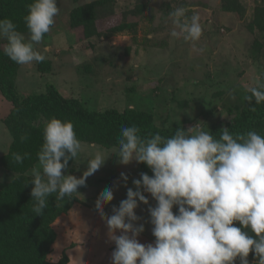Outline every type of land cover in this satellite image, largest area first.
Here are the masks:
<instances>
[{
	"label": "rangeland",
	"instance_id": "1",
	"mask_svg": "<svg viewBox=\"0 0 264 264\" xmlns=\"http://www.w3.org/2000/svg\"><path fill=\"white\" fill-rule=\"evenodd\" d=\"M90 1L57 0L59 13L49 35L34 45L36 50L52 58L51 69L40 73L35 62L19 66L20 93L42 91L47 82H53L62 93L80 97L96 109L123 110L129 104L135 105L133 99L142 100V106L149 108L159 125L188 119L186 128L198 124L209 132L211 124L227 120L229 108L242 102L247 88L256 86L257 79L261 80L263 65L249 56L255 34L246 29L259 0H242L246 6L245 19L224 12L221 0H114V15L99 20L100 29L125 22V12L142 2L145 6L142 13L129 17L130 22L136 23V29L119 32L111 39H85L81 29L69 26L66 18L69 16L65 13L77 4ZM179 7L186 10L189 18L193 14L200 16L204 32L199 41L171 37L174 26L169 13ZM86 62L91 65L93 81L85 75L87 72L78 71ZM225 63L230 64L228 70ZM132 82H136V88L130 92L128 85ZM149 92L156 101L149 102L148 107ZM184 99L189 102L180 107L178 102ZM9 108V102L0 96V152H4L10 142L1 119L8 115ZM117 150L82 143V151L64 170L65 174L81 176L96 151L103 152L108 160L87 178L86 186L78 189L80 193H74L80 202L58 223L51 258L67 248L69 264H111L116 245L108 236L106 221L97 212L95 202L105 188L112 187L114 199L105 205V212L111 216L113 206L118 207L127 198V189L136 190L133 180L141 178L142 174L139 162L120 164L115 155ZM121 173L128 176L126 186ZM0 175L1 179L7 178L4 170L0 169ZM144 194L149 203L139 202L135 211L141 219L135 223L144 225L145 230L138 240L147 245L155 242L149 208L157 202L150 193ZM173 212L178 214V206H174ZM248 259L250 264H255L254 252L249 253ZM236 264H240L239 259Z\"/></svg>",
	"mask_w": 264,
	"mask_h": 264
},
{
	"label": "clouds",
	"instance_id": "2",
	"mask_svg": "<svg viewBox=\"0 0 264 264\" xmlns=\"http://www.w3.org/2000/svg\"><path fill=\"white\" fill-rule=\"evenodd\" d=\"M58 13L57 0H33L24 17L27 39L11 19H0L3 54L18 65L43 62L45 55L34 45L49 33ZM169 15L174 26L171 37L200 40L204 26L198 14L189 18L179 7ZM247 92L244 99L249 104L264 103V81L257 79ZM128 110L134 111L135 105L129 104ZM139 131L134 125L122 127L115 155L123 165L146 163L153 175L141 172V178L133 180L136 190L127 189V198L113 206L111 216L105 205L114 199L112 187L105 188L95 202L116 245L111 264H236L237 259L250 264V252L255 254V264H264V135L255 130L234 135L224 127L217 138L198 124L180 127L171 137L156 133L143 138ZM43 141L37 153L39 167L33 169L31 180L35 215H43L50 195L62 200L79 192L108 161L96 151L81 176L65 174L69 161L82 151L71 121L57 117L45 121ZM27 155L16 153L13 159L22 164ZM121 178L126 186L127 174L121 173ZM145 192L157 202L149 208L155 242L147 245L138 240L144 225L135 223L141 219L135 211L139 202L149 203ZM236 221L242 227L235 226Z\"/></svg>",
	"mask_w": 264,
	"mask_h": 264
},
{
	"label": "trees",
	"instance_id": "3",
	"mask_svg": "<svg viewBox=\"0 0 264 264\" xmlns=\"http://www.w3.org/2000/svg\"><path fill=\"white\" fill-rule=\"evenodd\" d=\"M33 0H0V19H11L17 30L27 39L28 29L24 17L28 13V5ZM183 3L182 5H184ZM144 3L137 2L129 8L121 22L114 27L101 30L98 21L114 15V0H92L72 7L68 15V24L75 29H81L85 39L93 37L113 38L119 32L136 29V23L130 22L142 13ZM221 9L226 13H234L239 19H245L246 6L242 0H221ZM225 26V25H224ZM52 28V27H51ZM247 31H253L249 47V56L254 62L262 63L264 68V0H259L252 15L247 22ZM46 36L49 33L45 34ZM4 41H0V96L10 104L8 115L2 119L4 127L9 133L10 142L4 152H0V169L7 174L6 179L0 175V264H69L70 258L65 248L60 255L51 258L50 254L57 239V225L61 223L63 215L69 213L80 201L75 194L72 197L56 199V194L47 198V207L43 215H35L32 211L34 201L31 196L32 172L39 167L37 153L43 144V126L45 121L52 117L71 121L77 138L81 143L100 145L104 148H118V137L124 126H136L143 138L159 133L164 137H171L180 127L185 129L184 121H172L170 125L157 124L149 108H144L142 100H132L135 110L129 111L128 106L123 110L116 107L104 109L92 108L80 97L62 93L53 82H47L44 90L22 94L18 89L19 66L2 52ZM49 55V54H47ZM45 55L43 62H35L40 73L49 72L51 57ZM226 70L230 64L225 63ZM91 65L86 62L78 67V71L87 72L88 79L92 80ZM133 67L129 70L132 71ZM264 81V72L261 73ZM130 92L135 90L136 82L128 85ZM153 92V91H151ZM148 94L146 103L156 101ZM247 93L246 95H248ZM245 95V96H246ZM244 96V97H245ZM244 97L242 102L230 107L227 120H218L209 127V132L214 137H219L222 128L228 127L232 134H246L255 130L264 135V103L249 104ZM173 102V101H172ZM189 100H179V106L188 104ZM146 105V104H145ZM255 108V111L252 108ZM3 127V128H4ZM26 140H22L23 135ZM24 156L22 164L15 162L13 154ZM75 160L69 161V166ZM142 173L153 175L146 163L139 162ZM235 226L242 227L238 221ZM250 235H254L249 229Z\"/></svg>",
	"mask_w": 264,
	"mask_h": 264
}]
</instances>
